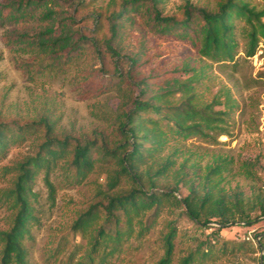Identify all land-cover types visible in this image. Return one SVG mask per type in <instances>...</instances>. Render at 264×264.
<instances>
[{
  "label": "trees",
  "instance_id": "16d2710c",
  "mask_svg": "<svg viewBox=\"0 0 264 264\" xmlns=\"http://www.w3.org/2000/svg\"><path fill=\"white\" fill-rule=\"evenodd\" d=\"M85 1L16 0L0 5L2 22L34 18L38 11L51 22L37 32L8 36L34 57L64 67L80 51L91 47L99 53L101 47L112 59L128 62L126 76L118 73L114 79L137 88L136 95L123 102L130 107L116 116L118 141L111 148L106 146L105 137L95 132L92 139L82 140L64 131L57 133V121L46 110L29 121H0V158L14 144L30 139L34 144L33 154L4 167L12 179L0 192V201L9 205L11 214L8 227L0 230V264H32L25 240L31 238L35 220L30 198L39 173H44L48 199L53 203L55 186L50 175L59 165L66 179L80 183L98 162L110 165L106 189H97L99 199L79 213L70 226L73 237L80 235L87 240L86 250L77 259L75 246L63 251L60 264L109 263L132 238L144 237L165 211H178V217L188 219L203 234L211 229L204 239L192 237L194 245L177 264L202 263L243 248L245 240H221V233L226 226L248 227L264 220V182L245 196L242 190L226 186L232 171L230 158L216 156L205 167L185 160L178 168L173 158L183 141H213L215 136L226 134L223 124L234 107L229 91H222L227 110H216L221 102L215 97L204 101L201 94L205 65L190 60L168 62L143 74L141 67L148 59L143 58L142 51L123 54L118 43L131 15L144 9L152 33L189 41L201 58L211 62L234 63L240 38L248 57L256 54L259 42L264 43V5L257 8L250 0H218L211 10L184 0L178 14H164L163 0H108L93 12L94 31L100 35L93 39L73 28L75 20L63 7H85L94 0ZM259 1L264 4V0ZM261 75L264 77V72ZM169 147L173 151L166 154ZM253 167L254 162H243L246 178L256 181ZM169 176L171 184L166 182ZM177 223L178 219L167 222L162 235L163 255L154 264L172 263ZM258 235L261 246L257 249L264 264V231L254 233ZM259 260L260 256L258 264Z\"/></svg>",
  "mask_w": 264,
  "mask_h": 264
},
{
  "label": "rangeland",
  "instance_id": "374dc122",
  "mask_svg": "<svg viewBox=\"0 0 264 264\" xmlns=\"http://www.w3.org/2000/svg\"><path fill=\"white\" fill-rule=\"evenodd\" d=\"M13 1L16 0H0V5ZM72 1L74 4L77 0ZM107 1L94 0L85 7L78 4H65L63 7L75 20L73 28L88 38L98 39L100 35L94 31L92 15ZM189 1L213 10L218 0ZM183 2L163 0V13L178 14ZM250 2L257 8L264 5L259 0ZM49 24L50 21L40 16V11L34 18L23 21L2 22L0 19V121H29L46 110L57 121V133L64 131L82 140L84 137L92 139L95 132L103 135L106 146L111 148L118 141L114 131L116 116L130 107L129 103H123L128 96L137 93L133 83L114 79L118 73L126 76L128 62L126 59H112L101 47L99 53L89 47L75 55L70 64L60 67L56 62L52 64L50 60L34 57L25 51L23 44L8 39L9 35L37 32ZM118 47L123 54L142 51L143 58L148 59L141 67L143 74L168 62L190 60L205 65L206 75L201 93L203 100L209 101L215 97L221 102L215 109L227 110L222 91L228 90L234 107L223 124L226 134L215 136L213 141L190 138L177 145L179 151L173 157L175 168L185 160L188 164L205 167L216 156H225L232 160V171L226 177V186L242 190L245 196H249L253 188L257 191L264 182V77L261 75L264 72V43L259 42L256 54L248 57L243 52L244 40L240 38L234 63H214L201 58L189 41L152 33L148 16L142 9L131 15ZM172 151L173 147H169L166 154ZM33 152L34 144L30 139L12 145L0 158V192L10 186L12 179V174L6 172L4 167L14 165ZM245 161L254 162L256 181L244 175ZM109 167L98 162L83 182L76 183L64 177L59 165L50 175L55 186L53 203L48 199L44 173H39L33 184L34 195L30 198L35 220L31 223V238L25 240L32 264H60L62 252L72 250L74 246L75 259L84 254L87 240L80 235L73 237L70 226L79 213L99 199L97 189H106V170ZM166 182L171 184L172 178L169 176ZM175 195L180 196L178 193ZM177 212L162 213L144 237L132 238L107 264H154L163 255L162 235L167 222L178 219L171 263L177 264L188 248L194 245L192 237L204 239V234L211 231L207 229L204 234L201 233L193 228L188 219L178 217ZM10 214L9 205L0 201V230L8 227ZM210 226L217 225L210 223ZM261 231H264V220L248 227L226 226L221 240L239 243L245 240V246L231 255L196 264H258L257 257L261 251L257 249L259 244L254 233Z\"/></svg>",
  "mask_w": 264,
  "mask_h": 264
},
{
  "label": "water",
  "instance_id": "95a60500",
  "mask_svg": "<svg viewBox=\"0 0 264 264\" xmlns=\"http://www.w3.org/2000/svg\"><path fill=\"white\" fill-rule=\"evenodd\" d=\"M260 236H261V235H258V236H257V243L259 244V246H261L260 243H259V238H260ZM261 263H262V252L260 253V260H259V264H261Z\"/></svg>",
  "mask_w": 264,
  "mask_h": 264
}]
</instances>
